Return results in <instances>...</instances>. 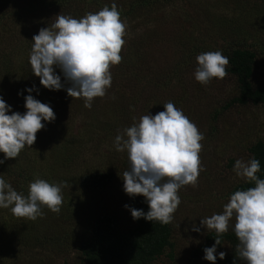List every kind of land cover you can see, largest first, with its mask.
Returning a JSON list of instances; mask_svg holds the SVG:
<instances>
[{"label":"rangeland","instance_id":"374dc122","mask_svg":"<svg viewBox=\"0 0 264 264\" xmlns=\"http://www.w3.org/2000/svg\"><path fill=\"white\" fill-rule=\"evenodd\" d=\"M97 1L100 4L83 5L85 0H73L70 10L62 12L51 4L54 0H0V68L14 74L0 76V96L13 111L24 113L28 95L24 89L35 85L33 97L49 104L56 115L16 158L5 159L0 153V175L25 196L36 179L63 184L58 214L42 206V216L33 221L14 216L10 208L0 209V264H87L80 247L99 217L114 215L124 232L133 228L135 220L124 207H131L133 198L123 191L122 180L130 162L127 151L116 150L115 137L148 112L164 111L163 104L169 101L203 134L199 153L203 170L196 187L187 185L178 191L181 202L171 222L174 247L158 263L190 264L191 251L215 232L202 227L200 220L222 213L231 191L247 182L234 173L235 161L251 159V146L264 140V105L226 107L239 91L232 75L213 78L207 85L194 77L200 53L224 55L237 45L257 52L253 82L264 86V0ZM37 2L40 5L34 7ZM113 3L126 24V34L121 63L110 68L112 84L106 95L86 108L83 98L68 95L66 88L71 85L58 68L64 89L52 91L40 85L29 64L32 37L39 29L51 26L58 14L80 18L75 14L80 7L85 8L77 11L82 17ZM20 10L21 17L15 13ZM104 172L115 178L103 191L80 188L83 176ZM234 223L235 217L228 231ZM194 224L199 232L192 231ZM227 250L224 247L217 254ZM220 260L217 255L216 264ZM200 264L211 262L202 258Z\"/></svg>","mask_w":264,"mask_h":264},{"label":"clouds","instance_id":"9594fccd","mask_svg":"<svg viewBox=\"0 0 264 264\" xmlns=\"http://www.w3.org/2000/svg\"><path fill=\"white\" fill-rule=\"evenodd\" d=\"M125 34L126 24L115 3L80 18L58 14L51 26L40 28L32 37L29 54L32 73L45 89L57 91L65 88L56 72L60 69L65 82L71 85L66 88L68 95L83 98L84 106L90 109L93 100L104 97L111 87L110 68L122 60ZM196 61L194 77L202 85L227 75L229 60L221 51L200 53ZM34 89L35 85L24 89L28 93L24 96V113L13 111L0 96V153L5 159L16 158L26 146L31 147L45 122L56 119L49 104L33 97ZM163 107L164 111L155 115L148 112L125 128L115 137L114 146L117 151H127L130 162V168L123 173V191L132 198L144 197L148 211L124 207L134 220L144 218L169 224L181 202L178 191L187 185H197L203 170L199 153L204 137L172 102ZM233 171L237 177L254 182V186L236 190L222 213L200 220L202 227L216 233L214 244L203 250V259L211 264H216L217 255L224 259V252L217 254L219 237L228 232L235 217L233 231L239 241L236 248L239 257L247 264H264V179L256 175L260 162L255 158L237 159ZM62 187V183L36 179L29 183L25 196L0 175V209L10 208L14 216L33 221L42 216V206L58 214L63 203ZM192 231L199 232L200 227L194 224Z\"/></svg>","mask_w":264,"mask_h":264},{"label":"trees","instance_id":"16d2710c","mask_svg":"<svg viewBox=\"0 0 264 264\" xmlns=\"http://www.w3.org/2000/svg\"><path fill=\"white\" fill-rule=\"evenodd\" d=\"M85 1L83 5L88 2L92 3V1L96 5L100 4L97 0ZM73 3V0H54V4H51L63 12L70 10ZM36 4L34 7L40 5V2ZM74 9L76 10V8ZM84 9L80 7L79 10L75 11V14L81 17L79 12ZM22 11L15 13L21 17ZM6 53L3 52V57H9V52ZM224 56L229 60L226 71L236 79L239 88L238 95L226 107L229 108L234 104L242 106L249 104L264 105V86L256 87L253 82L258 60L257 52L248 47L233 45L225 50ZM178 69H182V67ZM11 75H14L11 69L0 68V76L9 78ZM250 153L252 158L260 162V171L256 175L260 179H264V140H259L253 144ZM114 178V174L108 172L92 173L83 176L79 185L83 191H103L113 182ZM253 186L254 182L241 183L231 191L230 195L236 190ZM131 208L142 209L144 212L148 211V205L142 198H133ZM173 238L171 223L161 224L158 221H147L140 218L135 219L133 228L124 232L120 229L118 219L114 215L103 214L94 222L92 234L89 239L82 243L80 251L87 264H159L160 258L167 255L169 250H173ZM215 238L216 233L210 232L205 237V243L191 251L190 264H200V260L204 256L203 250L206 247H211ZM219 240L220 245H217V250L224 247L229 249L219 264H243L245 260L240 258L236 251L239 241L234 231L222 234Z\"/></svg>","mask_w":264,"mask_h":264}]
</instances>
